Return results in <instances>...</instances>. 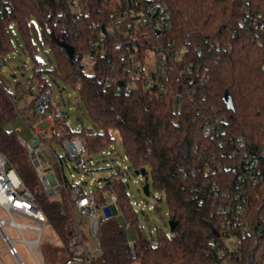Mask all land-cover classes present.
<instances>
[{"label":"trees","instance_id":"1","mask_svg":"<svg viewBox=\"0 0 264 264\" xmlns=\"http://www.w3.org/2000/svg\"><path fill=\"white\" fill-rule=\"evenodd\" d=\"M151 2L164 7L168 14L169 26L158 35L160 42L171 53L178 52L169 57L167 74L153 86L125 91L130 79L125 67L129 63L112 49L113 41L120 38L117 35H106L107 45L98 53L90 72L83 70L75 57L70 58L62 46H72L76 55L97 52L92 43L100 39L116 6H124L122 0H94L88 16L74 12L70 0H0V7L11 6L9 11L0 12V57L6 58L14 48V27L21 33L26 45L24 51L34 59L35 65L42 63L36 58L39 50L33 35L41 45L49 46L56 60L49 56L53 66L51 77L61 78L75 89L92 118V126H83L75 132L64 127V120L57 119L56 126L65 128L62 137L77 133L85 140L90 155L107 156L105 151L115 142L116 132L129 163L126 172L145 168L143 184L149 183L150 176L153 188L161 194L155 198L154 210L164 218L166 204L170 221L177 223L171 233L158 227L156 244L141 227L139 238L134 241L136 256L133 257L127 224L138 223L137 212L128 183L123 179L110 180L106 188L109 199L113 194L118 198L117 212L107 208L101 214L102 253L91 264H214L216 254L211 239L225 230L220 208L241 202L237 194L242 170L238 166L240 157L231 154L234 141H244V148L257 157L264 175V0ZM248 6L261 14L251 27L241 24ZM217 46L221 48L217 50ZM227 46L232 49L223 52L222 48ZM36 76L42 79L38 83L40 93L51 90L42 72ZM159 83L164 85V90L159 89ZM20 89L24 85L18 83L16 92L12 93L0 82V150L35 194L39 207L57 233L68 239L72 236L75 214L68 205L67 193L62 191L60 201L38 193L36 174L25 162V147L16 132L8 129L9 122L21 114L14 105ZM226 94L233 100L232 110L224 101ZM33 103L34 97L30 108ZM53 106L51 101L48 110ZM214 116H226L227 121L223 129L216 130L219 134L207 136L204 128ZM54 142L59 143L52 137L48 144ZM110 153L117 152L112 148ZM49 157L52 160L53 154ZM207 165L211 166L208 174ZM57 178L68 181L61 173ZM246 186L252 193L250 204H255L256 210L264 214L261 185L247 183ZM97 192L94 190L95 197ZM102 201H108L104 194L96 197L98 207ZM120 212L126 215L127 224L117 219ZM128 212L132 215L128 216ZM46 251L53 263L59 261L55 257L66 256L60 246H48Z\"/></svg>","mask_w":264,"mask_h":264},{"label":"built area","instance_id":"2","mask_svg":"<svg viewBox=\"0 0 264 264\" xmlns=\"http://www.w3.org/2000/svg\"><path fill=\"white\" fill-rule=\"evenodd\" d=\"M122 1L125 3L124 6H116L115 12L110 13V22L102 31L100 39L92 43L97 48V52L74 54L73 57L77 59L83 70L90 72L97 61L98 53L107 45L106 35L119 36L120 38L113 41L112 49L123 61L129 63V67H125V70L129 72L130 79L124 86L125 91L129 93L139 90L142 86H153L155 82H159L160 78L168 72L169 57L177 55L178 52L168 51L158 38L165 27L169 26L168 14L164 7L152 3V0ZM93 3L94 0H70V7L74 12L88 16L92 11ZM10 9L9 5L2 6L0 12ZM260 18L261 14L248 6L241 24L251 27ZM253 39L254 37L251 41ZM259 43L262 44V40ZM220 48V46L216 47L217 50ZM231 49L232 46H227L223 47L222 51L228 52ZM153 51L156 52V59L154 69H151L150 61L147 60L152 59ZM6 62L5 57H0V73ZM262 69L264 70V62ZM204 78L205 81L209 80L208 75ZM158 86L160 90H164L163 84L159 83ZM28 90L35 94L33 109L36 113L37 126L31 128L32 139L28 142L21 140V142L36 174L38 193L59 201L62 199V191L67 193L68 205L75 214L71 224L72 236L64 239L55 230L57 238H51L46 233V228L52 226L49 218L39 207L35 194L27 187L15 168L11 167L9 159L0 150V212H6L10 217L9 220L0 218V239L6 244L7 252L16 259L17 264L25 263L19 254L16 242H22L28 246L37 264H91L92 260L102 253L101 214H105L107 208L111 210V206L105 207L100 213L94 190L88 189L74 173H72V179H68L69 182L58 180V173L65 176V163L48 141L52 137L57 138L67 155L76 161L77 171H85L90 167L82 156V153L86 151V142L80 137L76 139L73 136L62 137L66 133L65 128L57 127L56 120H65L66 116L56 105L51 111L48 110L52 97L51 90L40 93L38 83L33 80ZM226 121V116L212 117L204 128L205 135L209 136L215 132L219 134L216 130L223 129ZM222 144L223 141L220 142V145ZM45 146H48L53 154L52 160L45 154ZM232 146L234 147L232 156L240 157L238 166L242 174L238 179L240 191L237 198L241 199V202L225 204L220 208L219 212L225 219V230L223 234L211 239L216 254L214 264H264V214L256 210L255 204H250L252 193L246 186L247 183L260 184L264 199V175L261 173L259 160L244 148L242 139L234 141ZM225 167L229 168L228 165ZM210 172L211 166L207 165L206 173ZM110 201L112 205H116L117 196L111 195ZM15 215L28 222L17 221ZM6 226L14 228L19 233L20 239L11 238L5 230ZM26 233L32 234V238H28ZM128 245L131 255L135 257L134 242L128 241ZM48 246H60L63 251H66V256L63 259L55 257L59 261L55 260L56 263H53L54 261L47 255ZM0 264H2L1 260Z\"/></svg>","mask_w":264,"mask_h":264},{"label":"rangeland","instance_id":"3","mask_svg":"<svg viewBox=\"0 0 264 264\" xmlns=\"http://www.w3.org/2000/svg\"><path fill=\"white\" fill-rule=\"evenodd\" d=\"M36 25L37 27L40 26L38 22H36ZM14 32L16 35L13 38L14 48L6 56L7 62L1 70L0 82L12 93L16 92L18 83L24 85V91L20 89L19 93L14 98L15 109L21 114H18L9 122L8 129L14 130L20 140L28 142L32 139L33 134L31 128L37 126V120L34 109L29 107L34 95L28 90V87L32 80L37 83L42 82V79L36 76L37 72H42V75L51 85L52 103L60 107L65 113L66 118L63 121L64 127H69L72 132H75L81 131L84 128L83 126H92V118L88 113L86 106L81 102L78 92L71 86L65 84L61 78L57 77L54 79L51 77L50 70H52L53 66L49 61V56L54 62H56L51 48L49 46L41 45L35 35H33L34 41L37 43L39 50L36 58L42 63L35 65L34 59L29 53L24 51L26 46L25 41L16 27H14ZM151 57L152 59L149 60L148 58L147 61H150L149 65L152 66L151 69H154L156 59L155 51L151 53ZM73 137L76 139L79 135L75 133ZM113 137L115 138V142L107 151H105V154H108L107 156H104L103 153L90 155L87 151L82 153V156L90 165L89 169L85 171H77L76 161L67 155L61 144L54 142L52 146L56 149L57 155L65 160L64 174L69 180L72 179L71 176L72 173H74L76 174L77 179L82 180L88 189L98 190L96 193L97 198H100L102 194H104L105 197H108V201H102L99 204L100 213L103 212L105 207H110L112 205V202L109 199V190L106 188L107 183L113 179H123L127 182L131 202L137 212L138 223L128 226L126 215L122 212L117 214V219L122 224H127L129 241L134 242L139 238V231L142 227V232L149 237H153V242L156 244L158 227L171 233L169 225L170 218L167 215L168 207L166 204L164 205V218L154 210L155 198L161 197V194L153 188L150 176L148 179L151 184L152 196L147 197L143 191V181L146 178L135 176L134 170L133 172L128 171V173H124L129 163L124 155L120 136L114 132ZM112 148H114L117 153L111 154L110 151ZM44 152L48 157L52 156L48 146L44 147ZM25 162L32 167L28 156L26 157ZM98 188H101L102 190L99 191ZM127 215H132V212H128ZM0 218L6 220L10 219L9 215L4 211L0 212ZM15 218L19 222H28L18 215H15ZM5 230L11 238L20 239L19 233L14 228L6 226ZM46 233L51 238H57L53 226H48L46 228ZM26 236L32 238V234L26 233ZM45 241H47V239H45ZM16 246L25 264H37L25 243L16 242ZM0 260L2 264H17L16 259L7 252V246L1 239ZM134 264L139 263L136 262Z\"/></svg>","mask_w":264,"mask_h":264},{"label":"water","instance_id":"4","mask_svg":"<svg viewBox=\"0 0 264 264\" xmlns=\"http://www.w3.org/2000/svg\"><path fill=\"white\" fill-rule=\"evenodd\" d=\"M62 46L66 49V51H67L68 55L70 56V58H73V56H74V48H73L72 46H70V45H67V44H62ZM120 86L122 87V86H123V83H121ZM224 101H225V103H226V105H227V108H228L229 110H232L233 107H234V105H233V100H232V98L229 96V94H226V95L224 96ZM134 175H135V176L146 177V175H147V171H146L145 168H143V169H141V170H137V171H135V172H134ZM150 187H151V185H150V183H148V182L145 183V184H143V191H144V193H145V195H146L147 197L150 196ZM111 210H112L113 213H116V212H117V206H116L115 204L111 205ZM176 224H177V223L174 222V221H170V222H169V225H170V229H171V231L174 230ZM214 233H215L216 235H218L216 231H214Z\"/></svg>","mask_w":264,"mask_h":264}]
</instances>
